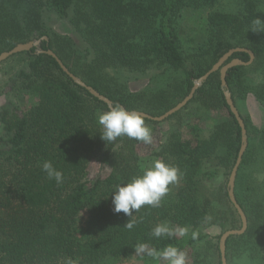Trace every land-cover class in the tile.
Returning <instances> with one entry per match:
<instances>
[{"label": "trees", "instance_id": "1", "mask_svg": "<svg viewBox=\"0 0 264 264\" xmlns=\"http://www.w3.org/2000/svg\"><path fill=\"white\" fill-rule=\"evenodd\" d=\"M221 1L0 0V55L36 39L43 51L13 56H26V65L2 92L7 101L0 107V264H117L134 257L139 243L158 250L173 245L186 252L187 264H222L221 236L242 227L228 188L242 130L227 104L220 71L184 108L198 104L206 112L224 114L207 139L195 144L179 132L159 137L162 122L145 119L151 143L127 136L107 143L98 123L107 104L76 84L47 54L53 51L73 75L113 105L161 117L187 98L195 81L226 54L244 49L254 62L228 70V90L239 111L250 95L264 106V32L251 30L252 21H264V14L254 0H243L239 13L211 11L203 38L188 51L182 48V12L214 8ZM59 21L69 23L75 35L57 32L52 25ZM235 59L248 63L250 55L236 52L224 65ZM153 72L159 86L143 91H132L118 77L140 80ZM19 89L39 96L29 112L13 100ZM241 116L248 146L237 171L235 197L248 227L227 240L226 258L228 264H264V128L258 130ZM148 155L177 166L184 187L175 203L164 197L158 208L142 206L133 213L138 222L128 230L124 225L130 217L113 211L112 192L141 175V160ZM45 160L63 173L61 184L42 171ZM94 160L109 171L106 178L85 179ZM206 163L217 169L205 170ZM220 174L229 179L215 196L200 197L199 183ZM87 206L92 207L90 230L80 240L78 219ZM162 222L192 228L195 235L153 237L152 229ZM210 228L220 229L217 242L205 233Z\"/></svg>", "mask_w": 264, "mask_h": 264}, {"label": "rangeland", "instance_id": "2", "mask_svg": "<svg viewBox=\"0 0 264 264\" xmlns=\"http://www.w3.org/2000/svg\"><path fill=\"white\" fill-rule=\"evenodd\" d=\"M243 0H223L218 3L214 8H204L200 10L185 9L181 18L179 19V31L182 39V48L186 51L192 49L197 45L195 42L203 38L205 32V26L207 23L208 14L211 11H220L227 13H239L241 10ZM259 8V12L264 14V0H254ZM54 29L60 34L67 36H74L75 31L71 25L65 21H59L52 25ZM38 40V39H36ZM34 40V41H36ZM26 65V56L12 57L0 65V107L6 103L7 98L2 94L3 90L14 82L17 77V73ZM157 72L151 73V75L141 77L140 80L135 79V76L128 74H118L120 80L127 82L132 91H143L146 89H154L159 86L158 79L154 81L152 76ZM21 83L19 82L18 85ZM16 104L25 112L31 111L39 103V96L28 90H17L14 98ZM239 111V110H238ZM240 111L244 116L250 118L253 126L258 130L264 128V106L258 103L253 95H250L247 100L241 105ZM239 111V113H240ZM104 112V111H101ZM240 113V115H241ZM222 112H206L198 104H192L186 109H183L180 116L173 120H166L158 127L159 137H167L168 135L179 132L183 139L197 143L199 140L207 139L213 130V127L223 118ZM242 117V116H241ZM243 119V118H242ZM2 128L0 126V134ZM157 144V139L155 141ZM157 159L152 155L144 156L141 160V175L143 169L150 166L152 161ZM160 159V158H158ZM205 170H216L212 163H206ZM109 174L108 170H101L98 166L97 160L90 163L86 173L85 179L95 180L102 176L106 178ZM229 178L225 175H218L212 181H204L199 183V195L202 198H210L218 192V189L223 182H227ZM184 187V179L180 176L179 182L170 186V191L165 196L168 203H175L177 194ZM92 212V207H84L80 213L78 238L83 240L89 234L90 228L88 227L89 216ZM187 230L186 235L179 237H192L195 235V231L192 228H185ZM211 238H215L214 242H217V237L221 235V231L218 228H210L205 231ZM165 261L148 256L146 254H136L131 259L125 260L117 264H164Z\"/></svg>", "mask_w": 264, "mask_h": 264}, {"label": "clouds", "instance_id": "3", "mask_svg": "<svg viewBox=\"0 0 264 264\" xmlns=\"http://www.w3.org/2000/svg\"><path fill=\"white\" fill-rule=\"evenodd\" d=\"M251 30L264 32V21L259 18L254 19ZM98 123L102 128L101 139L107 143L121 136H127L146 144L152 141V130L145 124L143 115L136 110H126L119 104L98 113ZM42 171L48 179H54L57 184L63 182V173L54 166L52 161L45 160L42 164ZM180 176V169L177 166L157 158L150 166L143 169L142 175L133 176L129 182L117 185L112 192L113 211L122 212L130 217L124 227L128 230L135 227L138 221L132 218L133 213L138 212L142 206L160 207L163 198L170 191L169 185L178 183ZM186 233L185 228L170 227L167 222L158 223L151 231V235L155 238L183 236ZM135 252L161 259L166 264H187L186 252L173 245H167L162 250H158L150 248L146 243H139L135 247Z\"/></svg>", "mask_w": 264, "mask_h": 264}, {"label": "water", "instance_id": "4", "mask_svg": "<svg viewBox=\"0 0 264 264\" xmlns=\"http://www.w3.org/2000/svg\"><path fill=\"white\" fill-rule=\"evenodd\" d=\"M46 39V38H45ZM40 47H41V40H36V41H32L29 42L27 44H20L18 45L16 48H14L13 50L9 51V52H5L3 54L0 55V63L5 62L6 60H8L9 58L24 53V52H30L32 49H37L39 53H43V51H40ZM236 52H247L250 55V61L248 63H244L238 59L233 60L232 62H230L229 64H225V62ZM47 54H49L50 56H52L53 58H55L58 62V64L60 65V67L62 68V70L79 86L87 89L94 97H96L97 99H99L100 101L104 102L107 104V106L110 108L113 105V102L110 101L107 97L102 96L100 93H98L96 90H94L92 87L87 86L81 79H79L78 77H76L75 75H73L68 68L64 65V63L54 54L53 51H48ZM254 62V55L247 50L244 49H236V50H231L228 54H226L209 72H207L202 78H200L199 80L195 81L194 83V87L190 93V95L185 98L181 103H179L175 108L171 109L170 111H168L167 113H165L163 116L161 117H152L146 113L143 112H139L143 115L144 119H148V120H152L155 122H164L166 120H168L171 116L175 115L176 113L180 112L181 110H183L194 98L197 90L208 80V78L213 74L216 73L218 71H220L221 73V79H222V87L225 91V97H226V101L228 106L230 107L232 113L234 114V116L236 117L241 130H242V147L239 153V157L236 163V166L234 167L232 174L230 176L229 179V184H228V188H229V197H230V201L233 204L235 210L237 211L239 217L241 218L242 221V227L239 230H231L228 232H225L220 239V251H221V256H222V264H228L227 263V258H226V244H227V240L231 237V236H236V235H242L246 232L247 227H248V221H247V217L243 211V209L240 207V205L238 204L236 197H235V180H236V175H237V171L238 168L242 162V158L243 155L247 149L248 146V137H247V131H246V126L244 123V120L242 119L238 109L236 108L234 101L232 99V95L228 90V86L226 83V76H227V72L229 69H232L234 67L237 66H249Z\"/></svg>", "mask_w": 264, "mask_h": 264}]
</instances>
